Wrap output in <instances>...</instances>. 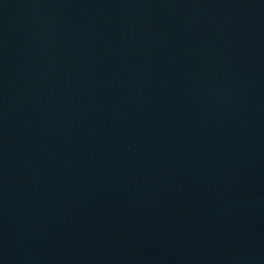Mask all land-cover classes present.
Returning <instances> with one entry per match:
<instances>
[{
  "label": "water",
  "instance_id": "1",
  "mask_svg": "<svg viewBox=\"0 0 264 264\" xmlns=\"http://www.w3.org/2000/svg\"><path fill=\"white\" fill-rule=\"evenodd\" d=\"M0 264H264V0H0Z\"/></svg>",
  "mask_w": 264,
  "mask_h": 264
}]
</instances>
